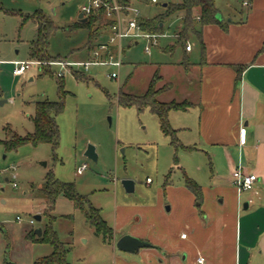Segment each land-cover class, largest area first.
<instances>
[{"label": "rangeland", "instance_id": "obj_1", "mask_svg": "<svg viewBox=\"0 0 264 264\" xmlns=\"http://www.w3.org/2000/svg\"><path fill=\"white\" fill-rule=\"evenodd\" d=\"M159 1L148 7L138 5L145 19L161 14L163 3L179 0ZM244 1L215 0V4L224 22L229 19L238 22L247 18L251 8L252 1L248 7L243 5ZM83 3L85 0H0V141L6 139V127L20 136L32 133L36 103L60 100L58 81H63L65 91V109L57 117L60 144L56 160L49 144H26L12 151L0 145V223L4 225L0 231V264H34L49 256L53 252L50 245L29 242L26 236L39 228L43 234L44 228L51 223L59 241L70 248L66 257L70 264H144L137 254L105 244L95 235L84 213L76 210L73 202L63 195L57 198L54 211L46 212V201L38 188L50 171L58 181L74 184L78 193L101 211L102 219L114 229L118 239L139 231L151 242H163L176 231L190 232L193 227L202 232L205 225L226 213L230 219L237 215L236 189L229 187L231 191L227 190L223 196L210 187L213 159L198 147L193 149L195 130L192 133L178 131L179 147H176L171 138L161 132L158 118L149 110L138 113L135 108H123L118 103L122 85L127 82L126 92L142 95L159 67L164 83L174 85L176 96L183 91L186 80L180 70L171 65L184 54V48L177 47L176 40L171 37L176 34L175 28L179 30L182 26V14L171 18H174L169 31L171 38L161 40L160 47L151 55L144 52L142 42L135 45L125 40L124 65L120 79L114 80L109 77L108 69L100 66L85 73L53 65L83 62L87 58L92 34L86 28H73L79 21ZM37 11H42L56 27L49 45L52 58L41 62L39 69L16 77L13 63L33 61L30 47L37 33L34 21L28 20L22 25L23 17ZM255 20V23L261 21L257 17ZM169 22L165 29L170 26ZM197 28L200 29V25ZM170 42L175 50L169 52L168 47L167 52H162L160 48ZM186 44L193 47V52L187 54L191 62H197L201 56L199 40L190 36ZM47 71L50 74L44 73ZM76 73L84 79L78 80ZM162 87L163 83L157 84V88ZM161 98L167 101V93ZM175 115L182 122L191 119ZM179 119L170 121L175 130ZM89 146L95 148L97 161L85 156ZM80 169H83L81 173ZM13 175H16L15 180ZM185 176L202 188L201 205L188 189ZM124 180L134 182L133 193L126 192L122 185ZM242 198L245 192L240 200ZM38 215L42 216L40 222L35 220ZM260 216L252 217L250 222L257 223ZM18 217L21 222L17 221ZM31 219L35 224L29 223ZM262 220L251 231L252 242L262 236ZM215 226L212 229L218 231L222 224ZM207 231L198 237L202 246L203 240L209 238ZM216 240L220 241L218 237ZM228 240L231 239L225 244L231 243ZM191 243L190 240L187 244ZM225 244L221 245L225 248ZM237 245L239 251H244L241 243ZM252 264L263 263L255 260Z\"/></svg>", "mask_w": 264, "mask_h": 264}, {"label": "crops", "instance_id": "obj_2", "mask_svg": "<svg viewBox=\"0 0 264 264\" xmlns=\"http://www.w3.org/2000/svg\"><path fill=\"white\" fill-rule=\"evenodd\" d=\"M263 1L252 0L244 23H240L242 20L234 22L229 19L227 30L218 25L205 26L202 30L205 54L203 55L201 49L200 59L191 62L187 54L193 52L192 47L190 52L184 50L183 56L171 64L180 70L186 80L183 91L176 96L174 85L164 83L162 76L160 83H163V86L170 84L172 88L159 96L161 102L187 101L193 104L187 112H171L169 120L172 122L173 118H180L175 117V114L187 118L190 116L189 121L185 119L182 122V119H179L177 131L192 133L195 130L196 141L193 149L198 147L213 159L214 170L210 187L215 193L224 196L228 193L227 190L231 191L229 187L236 189L231 185V176L238 168L257 176L254 189L245 192V198L241 200L242 194L236 190V217L230 219L226 213L222 218L205 225V231L211 230L207 231L209 238L203 240V246L198 237L205 231L198 232L197 228L193 227L190 232L183 229L176 231L163 242H151L149 237L139 231L131 233L129 236L151 245L129 253L137 254L144 264H196L199 255L206 259L207 264H252L255 260L264 264V230L259 239L251 241V231L258 222H263L262 218L264 219V50L261 51L264 46ZM86 2L87 0L85 4ZM85 4H82L81 9ZM256 17L261 20L259 23H255ZM173 19L169 20L170 26L168 25L164 32L175 40L176 35L170 37L169 34ZM103 25L104 22L100 25L91 47L86 50V60L98 41L108 39L110 32ZM177 31L175 28V32ZM172 45L170 42L160 49L167 52L168 47ZM235 66L243 67L240 75ZM165 93L167 101H162L161 96ZM242 129L246 132L244 145L240 143ZM258 214L261 216L257 223L250 222L251 218ZM218 223H221L222 227L214 231L212 226H217ZM2 228L4 225L0 223V231ZM184 232L187 233L186 239L181 238ZM229 238L231 243L225 244ZM119 239L114 231L112 245L116 247ZM190 240L192 243L187 244ZM236 243H241L244 251H239ZM221 244H225V248ZM230 244L232 246L229 247ZM194 246L197 250H194Z\"/></svg>", "mask_w": 264, "mask_h": 264}, {"label": "trees", "instance_id": "obj_3", "mask_svg": "<svg viewBox=\"0 0 264 264\" xmlns=\"http://www.w3.org/2000/svg\"><path fill=\"white\" fill-rule=\"evenodd\" d=\"M123 6L127 5H140V6H151L152 0H118ZM167 4L163 8V12L153 19H143L141 28L145 32L161 34L166 29V23L168 20L175 15L182 14L181 28L176 32V45L182 47L186 51V44L190 36L196 37L201 45L203 55L205 54V45L202 40V30L205 26L218 25L224 30L228 28V22L219 21L217 15L219 10L216 7L215 0H179L174 3L165 2ZM163 7V5H162ZM0 9H2L0 4ZM6 13H10L7 12ZM28 20H32L37 25L36 38L31 43L30 57L33 61L44 62L52 58L49 54L50 38L55 33V25L53 21L48 18L42 11H37L34 15L23 17V23ZM104 22V13L98 12L88 18L83 23L78 21L73 28H86L92 34V39L97 35L100 25ZM245 20L240 21L244 23ZM200 25V29L197 28ZM94 35V36H93ZM175 46L170 47L169 52H173ZM264 50V46L261 51ZM237 73L243 70V67H236ZM50 74V71L44 72ZM78 80H83L84 76L78 73L75 74ZM163 80L160 74V70L157 69L146 92L142 95L129 93L124 90L127 82L120 87L118 94V103L123 108H135L138 113H143L149 110L151 114L158 118L161 132L171 138L172 144L179 147L177 139L178 131L173 129L169 116L171 112H187L193 104L183 101H171L161 102L159 96L172 88L170 84L164 85L162 88H157V84ZM61 98L58 101H39L35 106V113L32 117L34 124V131L28 133L25 136H20L13 133L9 128H5L6 139L0 141L6 151L16 150L19 147L30 144L38 146L41 144H49L52 147L54 153V160L57 159L56 151L60 144V130L57 123V117L60 116L65 109L64 99V83L58 81ZM183 147V146H182ZM191 149V148H188ZM186 184L188 189L196 196L197 202L202 203V188L193 180L185 176ZM40 195H42L46 201V212L54 211L57 198L63 195L71 202H73L76 210L84 213L85 218L89 225L94 229V233L97 237L101 238L105 244H112L114 239V230L111 228L106 221L101 217V211L91 205L88 198L79 194L76 187L72 183H63L55 178L53 171H50L45 180L44 184L38 188ZM48 215V214H47ZM27 240L36 244H48L53 248V252L46 257L39 259L34 264H70L66 257L69 253L70 248L59 241L57 233L54 231L52 223L48 224L44 230L42 236L39 238L35 235L34 231H30L27 236Z\"/></svg>", "mask_w": 264, "mask_h": 264}, {"label": "built area", "instance_id": "obj_4", "mask_svg": "<svg viewBox=\"0 0 264 264\" xmlns=\"http://www.w3.org/2000/svg\"><path fill=\"white\" fill-rule=\"evenodd\" d=\"M251 1L252 0H245L243 5L248 7ZM159 3V0H152V5H157ZM98 12L104 13L103 26L110 32L108 39L106 41H98V39H96L98 42L91 49L90 57L83 62H65L55 63L53 65L60 66L61 68H68L70 70H83L85 73H90L91 68L94 66H100L108 69V75L111 79L119 80L120 72L124 65L123 55L125 40H129L131 44L135 45H139V43L142 42L144 52L147 55H151L154 49L160 47L161 40L168 38L165 32L157 34L143 31L141 23L144 17L136 5L123 6L118 0H87L86 4L81 9L83 18L86 20L94 14L97 15ZM191 50L192 46L188 44L186 51L190 52ZM13 65L15 66L13 70L14 76L21 77L32 69H39L41 62L15 61ZM240 143L242 145L246 143V132L244 129L240 131ZM82 170L83 169H80L79 173H81ZM12 179L15 180L16 175H13ZM257 180L256 175L247 173L242 168L236 169L231 176L232 185L239 194L252 191ZM148 182H150V180ZM13 187L17 188V184L13 183ZM17 221L21 222V218L18 217ZM29 223L33 225L35 224V220L31 219ZM181 238L186 239L187 233H183ZM196 264H207V261L203 256L199 255L196 259Z\"/></svg>", "mask_w": 264, "mask_h": 264}, {"label": "water", "instance_id": "obj_5", "mask_svg": "<svg viewBox=\"0 0 264 264\" xmlns=\"http://www.w3.org/2000/svg\"><path fill=\"white\" fill-rule=\"evenodd\" d=\"M166 6H167V4H163V8H165ZM78 19L83 23H85L87 21L85 18H83L82 13L79 15ZM217 19L219 21H223V17L220 13L217 15ZM110 125H111V119H110ZM85 156L88 157L90 160L97 161V154H96L95 148L93 146H89L87 148ZM122 185H123V187L127 193H133L135 191V184L131 180L122 181ZM35 220L37 222H40L42 220V216H40V215L36 216ZM35 235L40 238L42 236V229L39 228V229L35 230ZM150 246H151L150 243L145 242V241H141L140 239H137V238H134V237L128 236V235L123 236L116 243V247L119 250H121L122 252H127V253H135V252L139 251L140 249L148 248Z\"/></svg>", "mask_w": 264, "mask_h": 264}]
</instances>
